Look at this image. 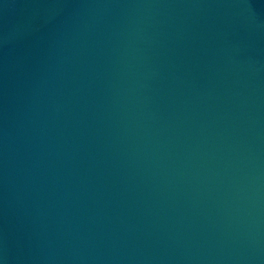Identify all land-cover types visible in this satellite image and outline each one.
I'll use <instances>...</instances> for the list:
<instances>
[{
  "label": "water",
  "instance_id": "obj_1",
  "mask_svg": "<svg viewBox=\"0 0 264 264\" xmlns=\"http://www.w3.org/2000/svg\"><path fill=\"white\" fill-rule=\"evenodd\" d=\"M0 264H264V0H0Z\"/></svg>",
  "mask_w": 264,
  "mask_h": 264
}]
</instances>
